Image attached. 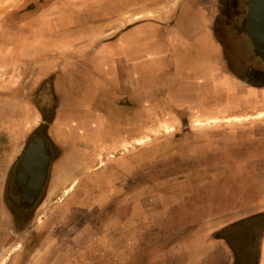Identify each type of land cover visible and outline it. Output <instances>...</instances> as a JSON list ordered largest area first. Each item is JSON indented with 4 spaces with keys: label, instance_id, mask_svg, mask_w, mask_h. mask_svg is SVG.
<instances>
[{
    "label": "crops",
    "instance_id": "crops-1",
    "mask_svg": "<svg viewBox=\"0 0 264 264\" xmlns=\"http://www.w3.org/2000/svg\"><path fill=\"white\" fill-rule=\"evenodd\" d=\"M9 7L0 0V74L14 81L0 89V104L13 106L15 99L24 101L28 88L45 85L43 95L53 107L47 132L61 150L46 199L62 194L68 203L87 200L84 213L107 203L102 211H113L116 219L124 214L126 264H264V222L259 221L264 217V68L255 64L258 56L246 33L247 46L237 39L242 45L230 47L223 39L215 27L221 11L216 0H66L71 22L65 38L56 41L63 45L60 51L48 50L53 35H32L39 25ZM135 15L142 17L134 20ZM107 25L113 29L109 39L102 30ZM11 38L30 42L24 53L33 62H12ZM233 52H243L246 61L238 73L224 65ZM163 59L172 66L174 82L165 87ZM193 59L195 68L202 64L206 71L194 74ZM180 61L187 63L189 80L177 86ZM17 76L31 79L22 83ZM203 107L206 114H199ZM210 108L216 111L208 115ZM163 124L173 125V138L164 140L171 133ZM179 125L183 131L177 132ZM154 127L164 140L155 148L157 164H149L154 151L144 146L135 156L128 149L124 154L125 142ZM232 142L238 145L233 150L227 148ZM188 150L198 157L183 174L178 168ZM172 151L175 170L163 167ZM237 152L233 164H214ZM111 153L118 154L114 163L108 162ZM137 173L142 179L135 181ZM71 236L84 237L79 227ZM117 253H110L112 264Z\"/></svg>",
    "mask_w": 264,
    "mask_h": 264
},
{
    "label": "rangeland",
    "instance_id": "rangeland-1",
    "mask_svg": "<svg viewBox=\"0 0 264 264\" xmlns=\"http://www.w3.org/2000/svg\"><path fill=\"white\" fill-rule=\"evenodd\" d=\"M125 1H123L124 3ZM146 5V4H144ZM142 5V6H144ZM245 13V11H244ZM64 15V16H63ZM62 16L65 17V13ZM142 16L135 15L133 17L134 20L140 19ZM65 17L63 21H57V23L52 22L48 24L47 26H40L36 29H32L31 33L32 35H42L45 33H56L60 31L59 33L53 34L54 36V42L61 41V39L65 38V30H63L66 26L67 22H71V19H68ZM218 20V19H217ZM245 21V20H244ZM219 22V21H218ZM222 22V21H221ZM220 22V23H221ZM239 24V23H238ZM103 25V24H102ZM245 27V26H244ZM103 32L106 33V39H109L112 35L111 32H113V29L110 28L108 25L104 26L102 28ZM62 33V34H60ZM60 34V35H59ZM238 35V33L236 34ZM62 36V37H61ZM244 38L245 36H238ZM14 39V38H13ZM12 38L9 40L10 46L8 47L10 57L12 58V62L18 63L21 62L23 65V62H28L27 64L34 61V59L26 58V55H23V53L27 50L28 46L30 45V42H26L25 40H13ZM49 42V43H54ZM246 42V39L244 41ZM235 46H237L235 44ZM252 49L251 46H249V50ZM25 54V53H24ZM42 55L41 53L38 54L36 57L40 58ZM35 58V57H34ZM254 59H257L256 57H253ZM40 60V59H38ZM252 57L248 60L250 63H252ZM193 62V73L194 74H201L205 72L206 70L204 65L198 64L196 68L194 67L195 60H189ZM159 66H161V76L164 78L162 87H165L168 82H170V79L172 78V66L168 59H163L162 62L159 61ZM181 63V78L180 80L176 79V85L179 86L183 83H188V78L185 76L184 72H186L188 67L186 66V62L180 61ZM186 63V64H185ZM260 63V62H259ZM259 68H264L263 65L260 63L258 65L255 63ZM212 66L211 64H208ZM254 65V64H253ZM262 66V67H261ZM74 68V67H73ZM76 68H74L75 70ZM80 70V69H78ZM85 69L83 68L82 71ZM153 70V68H152ZM204 70V71H203ZM158 72V70L156 69ZM202 71V72H200ZM159 73V72H158ZM62 75L65 76V70L62 71ZM38 77V75H34V78ZM5 78V80L2 82L3 85L10 84V81H14V78L2 77V79ZM17 81L21 80L22 83L27 82L31 79L30 76H20L16 77ZM197 82V76L194 75ZM173 82V79H171ZM174 83V82H173ZM11 85V84H10ZM161 87V88H162ZM174 87V86H173ZM172 87V88H173ZM171 88V89H172ZM13 95L17 94V92H12ZM3 107H0L2 109ZM200 111L199 114H206V109L199 108ZM214 110V109H213ZM212 108L208 109L207 114L210 115L211 112H213ZM216 111V110H214ZM198 112V111H196ZM3 113H7L5 110H3ZM112 113H109L111 115ZM36 120L38 119V116L35 115ZM249 119V117H246V120ZM243 120V121H246ZM216 120L213 119V122ZM13 123V121H12ZM240 123V122H238ZM19 124V123H18ZM8 125V124H7ZM13 126V125H12ZM14 127V128H13ZM12 128L9 126V128L6 127V125L0 124V264H112V261L110 260V253L112 250L118 251L117 258L114 257V259H117L118 262L113 261V264H126L125 257H126V225H125V216L124 214H121V217L116 219L113 216L112 212H104L101 209L105 208L107 206V203L96 205V211L92 213H84V211L89 208L88 201L87 200H81V203L78 204L68 203L65 199H46L44 205L34 213V217L30 219L29 221H26L24 224L20 226L12 225L10 222V215L8 211V205L5 199L2 198L3 193V187L4 183L7 177L9 165L12 161V154H14V148L19 146V143H22V140H19L14 137H22L24 138V133L28 132L31 128H27L24 124L18 125L17 127L13 126ZM160 127L164 129L166 133V137L164 140L168 138H173L174 131H173V125H167L163 124ZM158 127L150 128L147 130L149 134H144L143 137L133 139L131 142H125L123 144L124 147V154L127 153L126 149L129 150L130 156H135L136 153L141 152V147H146V149H153L154 153H150V161L149 164H157V153L155 151V148L159 142H164L163 139H159L160 133L158 131ZM183 131V129H180V125L178 126L177 132ZM235 136V134H234ZM230 140H233V137L230 136ZM17 144L13 146V144ZM249 142L246 144L248 145ZM24 142L22 143L21 147H23ZM245 144V145H246ZM246 145V146H247ZM60 146V145H59ZM237 144L233 145L229 143L227 145V148H231L232 150L237 148ZM252 146V145H250ZM230 150V149H228ZM230 152L228 153H232ZM184 156L182 161H180L179 168L182 170V173L186 170H190V168L194 167L191 165H194V161L197 155L192 156L194 153L192 151H184ZM155 154V155H154ZM239 152L236 154H233L229 156L230 158L227 159V155L225 156V159H223L224 156H219L218 160H215L214 157V164L221 165V163L226 160V162H230L233 164L234 159L239 158L238 155ZM241 154V153H240ZM117 153H111L107 158L109 163H114L113 160L115 156H117ZM154 155V156H153ZM166 156L170 157L169 159H166V162H163V167H171L173 166L172 170L174 169V153L173 151L171 153H168ZM189 156H192V158L188 159ZM235 156V158H233ZM179 158V157H178ZM188 159V160H187ZM210 159V158H209ZM203 159L201 162L203 164L210 163V160ZM153 160V161H152ZM241 163H243V159H238ZM213 161V159H212ZM239 161H235V163L239 164ZM225 162V161H224ZM53 166V165H52ZM183 168V169H182ZM54 170L55 167H54ZM147 172V171H146ZM175 172V171H174ZM219 171H217L218 173ZM136 173V172H135ZM157 172L154 171L153 174H156ZM176 173V172H175ZM177 174V173H176ZM138 173L135 175L134 180L137 181L141 178L142 174H140L137 178ZM221 176L220 174H218ZM177 176V175H176ZM142 179V178H141ZM74 183H76V179L74 180ZM73 190V186L64 193V195L68 194V192ZM41 197V196H40ZM42 199H37L36 201V207L39 204V202ZM75 199H72V201ZM108 202H110V205L112 204V201L110 199H105ZM85 201V202H84ZM66 202V203H65ZM38 203V204H37ZM102 205V206H101ZM109 205V204H108ZM109 205V207H110ZM115 205V203H113ZM79 209L80 213H76L72 211L73 209ZM124 216V217H123ZM264 218V217H263ZM263 218H261L259 221L264 222ZM247 224V221L242 222L241 224L237 226H244ZM261 227H264V224H260ZM79 227V230H81L82 235L84 237L82 240H76L73 238L74 236H71L74 232H77ZM73 229V230H72ZM118 233V236H114L112 233L116 232ZM70 237V238H69ZM73 239V240H72ZM74 243V244H73ZM74 245L72 248L68 247L71 245Z\"/></svg>",
    "mask_w": 264,
    "mask_h": 264
},
{
    "label": "flooded vegetation",
    "instance_id": "flooded-vegetation-1",
    "mask_svg": "<svg viewBox=\"0 0 264 264\" xmlns=\"http://www.w3.org/2000/svg\"><path fill=\"white\" fill-rule=\"evenodd\" d=\"M65 1L66 0H6V4L8 6L10 5L8 12H17L18 16L22 17V19H25V21H33V23H37L39 25L38 27H43L52 22L57 23V21L62 20L61 16L63 13H65ZM248 1L249 0H216L217 9L221 11L217 18L219 22H217L216 20L215 27L217 25L220 26L218 31H220V33L222 34L223 39L226 42H229L230 47L234 44H241V42L239 41H245V38H247V35L244 32V20L246 18ZM10 17L11 16H7V18ZM220 21L222 22L220 23ZM10 26L11 25L7 24V30L10 28ZM59 32L60 31L56 33ZM56 33L47 32L45 34H42L41 36L53 35ZM237 33L238 35H236ZM37 34L36 36H40ZM239 35H244L245 37H238ZM242 44L244 46H247V43L246 45L244 43ZM44 46L46 47V45H43V47ZM38 47L40 48L42 47V45H38ZM62 47L63 45L58 42L48 43V50H50V48H53L52 50L60 51ZM28 49L29 48H27L25 53L28 52ZM23 55L25 54L23 53ZM242 57H244L243 52L230 53V55L225 59L226 64L224 65L231 72L238 73L243 70V61L246 63L245 59H243L242 61ZM256 58L257 60L255 62H260L263 65L264 61L260 60L258 57ZM260 63L258 65H260ZM3 76L10 78L9 81L11 80V77H13L0 74V89H2L3 86L10 85L9 83L5 85L2 84V82L5 80V78L2 79ZM15 79L17 78L15 77ZM44 86L45 85L41 83L37 89L33 87L28 88L30 89V91L25 96L24 101L15 99L11 101V103H13V106H3L0 104V107H3L2 109H0L1 125H6L7 128H9V126L11 128L15 126L17 127V129H20L18 128V125L24 122L27 128H31L28 132L24 133V138H20L17 136L14 137L18 140L21 139L22 143L24 142V144L23 147H21L22 143H19V146H17V148L15 147L13 150L14 154H12L13 156L11 157L12 161L9 165L2 193V198L6 200L8 205V211L11 219L10 222L12 223V225H16L17 227L32 219V217H34V213H36V211L44 205L47 196L51 167L53 163L59 159L61 152L60 148L54 146L47 132L53 107L51 104L50 96L48 95L46 97V95H43L45 91ZM3 110H5L7 113H3ZM35 115L38 116L37 120L35 118ZM30 144H36L37 146H39V149L45 153L49 162L46 170L44 184L35 197V200L30 205H24L22 204L21 199H23V189L24 186L27 185V183H25V181H22L21 179H18V174L20 164L22 163L25 152ZM15 145H18V143L13 144V146ZM64 197L65 196H62L61 194L55 199L63 200ZM37 199L42 200L39 202V204L37 203L38 205L36 207Z\"/></svg>",
    "mask_w": 264,
    "mask_h": 264
},
{
    "label": "water",
    "instance_id": "water-1",
    "mask_svg": "<svg viewBox=\"0 0 264 264\" xmlns=\"http://www.w3.org/2000/svg\"><path fill=\"white\" fill-rule=\"evenodd\" d=\"M244 26V32L251 41L253 52L264 61V0L248 1ZM38 153L40 154V159L36 157ZM48 162L47 156L39 149V146L36 144L29 145L20 164L18 174V179L27 183L23 189L22 204L30 205L35 200L44 184ZM37 167H39L38 172L40 173L38 174L37 172L38 177L35 176Z\"/></svg>",
    "mask_w": 264,
    "mask_h": 264
},
{
    "label": "bare ground",
    "instance_id": "bare-ground-1",
    "mask_svg": "<svg viewBox=\"0 0 264 264\" xmlns=\"http://www.w3.org/2000/svg\"><path fill=\"white\" fill-rule=\"evenodd\" d=\"M242 120H243V119H242ZM36 157H37V159H40V154L38 153ZM37 161H38V160H37ZM33 168H34V167H33ZM35 170H36V169H35ZM38 170H39V167H37V170L35 171V172H36V173H35V176H37L38 174H40V173L38 172ZM37 172H38V174H37ZM37 177H38V176H37ZM27 179H28V177H27ZM25 180H26V179H25ZM36 180H37V178H36ZM33 182H34V181H33ZM34 185H35V184H34ZM34 185H33V186H34Z\"/></svg>",
    "mask_w": 264,
    "mask_h": 264
}]
</instances>
